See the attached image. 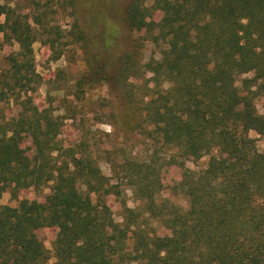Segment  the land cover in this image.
Wrapping results in <instances>:
<instances>
[{
  "label": "trees",
  "instance_id": "obj_1",
  "mask_svg": "<svg viewBox=\"0 0 264 264\" xmlns=\"http://www.w3.org/2000/svg\"><path fill=\"white\" fill-rule=\"evenodd\" d=\"M63 1L69 30L55 22L63 2L0 0V48L19 47L0 68V198L9 191L17 201L0 204V264H264V151L249 135L264 136V0H100L102 30L81 0ZM121 26L139 33L125 47ZM145 39L161 47L158 59L143 60ZM36 41L52 59L72 43L86 56L77 78L58 69L45 107L34 101ZM97 81L119 111L102 121L93 109L92 119L125 142L135 134L140 148L103 149L86 127L80 103ZM78 119L82 137L64 146L66 120ZM205 155L204 167L186 165ZM169 166L179 181L164 183ZM45 186L43 201L19 198ZM44 227L55 229L52 254Z\"/></svg>",
  "mask_w": 264,
  "mask_h": 264
},
{
  "label": "rangeland",
  "instance_id": "obj_2",
  "mask_svg": "<svg viewBox=\"0 0 264 264\" xmlns=\"http://www.w3.org/2000/svg\"><path fill=\"white\" fill-rule=\"evenodd\" d=\"M58 1L59 4L63 2V6L59 8L60 12L56 14L55 22L60 24L63 29L69 30L72 26V22L74 19L73 16L67 15V13H69L70 6H68V1H63V0H58ZM126 1L127 0H120L119 7L120 5L123 6ZM81 2H82L81 11L86 15V17L88 15L96 19L97 26L102 30L104 27V21H103V17L98 14V12L101 11L100 0H94V2H90V0H81ZM121 29H122L121 47L128 46L131 40L133 39V37L139 35V33L129 30L126 26H121ZM0 39H1V34H0ZM18 49L19 47L17 43H12L11 45H5L2 48H0V68L3 64L4 55H6L11 51H17ZM160 50L161 47L154 46L149 39H145L144 48H143V60L148 61L150 58L158 59L160 57ZM33 51L35 57V68L37 73L41 77V82L39 84V87L34 94V101L39 107H45L48 105V93H51L53 95L58 94L51 90V88L53 87L52 81L58 78V69H64V77H66L67 80H71L72 78H77L86 68V61H85L86 56L79 43L69 44L64 49L63 54L57 59H52L50 56L51 52L49 48L45 44L39 41L34 42ZM100 51L101 49L99 50V52ZM101 53L105 55L103 51ZM67 80L64 81V83L69 84ZM65 93H68V91H65ZM67 97H71L69 93ZM56 102L57 101H55L54 103L56 104ZM92 102H96L95 103L96 105L93 106ZM80 104H85V107L83 108V117H84L83 119L85 121L86 127H90L92 128V130L98 129V131L94 136L95 137L94 139H97V142L99 143V147L104 149L111 147V145H117V146L130 145L133 147L134 150L140 148L142 143H140L141 142L140 140L138 139L136 140L134 138L135 134H129L128 135L129 137H127L128 140H126L125 142L121 135L114 134V129L107 122H95L92 119L94 115L93 109H98V111L101 113L103 119L102 121H108L109 119H111V117L108 116L111 110L114 108L113 110L116 111L118 108L117 100L114 97V95L111 93L107 84H104V82L101 81L95 82L92 88L89 89V91H87V93L85 94V98L83 99V102H81ZM256 106L258 112L260 113L264 112V94L257 100ZM80 121H82V119H78L75 122H73L72 120H66V124L63 126L62 131L59 135V139L61 140L64 146L72 145L79 138L82 137V130H80L79 128L80 126L78 125ZM107 132L110 133L109 136L105 135V133ZM92 135L93 134L91 132L87 133V137ZM249 135L255 138L256 146L259 149V151H264V136L256 133L253 130L249 131ZM94 139L91 138L89 139V141H92ZM24 146L28 148L29 143L25 142ZM207 160H208V156L205 155L195 162L187 161L186 165L192 169H198L204 167L206 165ZM97 162L105 174H110L109 164L104 160L103 157H97ZM180 174H181V170L179 168L175 166H169L167 170L163 173L162 180L164 181V183H168L171 181L177 182L180 179ZM49 192H50L49 186H45L41 189L27 188L19 192V198L28 197L29 199H36L38 201H43L45 199V196ZM163 195L165 197H169L170 200L179 203L182 206H186V201L184 197L181 195H172L167 191H164ZM125 200L126 203L131 207L137 204V202L134 201L132 191L129 188L125 190ZM108 203L110 208L114 211V213H116L115 214L116 218L119 219V217L117 216L118 204H116L112 199L108 201ZM0 204L16 205L17 201L11 197L9 191H6L2 194L0 198ZM54 233H55V229L51 227H44L39 231L40 237L43 239L46 248L50 250L51 254H52L51 242L54 237ZM53 261L54 258H51L49 260V263Z\"/></svg>",
  "mask_w": 264,
  "mask_h": 264
},
{
  "label": "clouds",
  "instance_id": "obj_3",
  "mask_svg": "<svg viewBox=\"0 0 264 264\" xmlns=\"http://www.w3.org/2000/svg\"><path fill=\"white\" fill-rule=\"evenodd\" d=\"M0 19H2V17H0Z\"/></svg>",
  "mask_w": 264,
  "mask_h": 264
}]
</instances>
